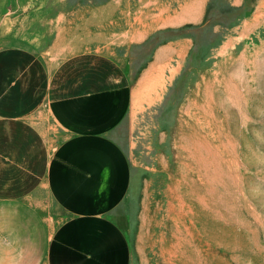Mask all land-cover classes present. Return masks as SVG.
I'll return each mask as SVG.
<instances>
[{"label":"rangeland","instance_id":"obj_1","mask_svg":"<svg viewBox=\"0 0 264 264\" xmlns=\"http://www.w3.org/2000/svg\"><path fill=\"white\" fill-rule=\"evenodd\" d=\"M14 30L53 63L98 49L126 51L133 81L144 67V104L136 94L119 138L132 166L119 208L132 264H264V0H0V38ZM37 116L40 165L64 134Z\"/></svg>","mask_w":264,"mask_h":264},{"label":"crops","instance_id":"obj_2","mask_svg":"<svg viewBox=\"0 0 264 264\" xmlns=\"http://www.w3.org/2000/svg\"><path fill=\"white\" fill-rule=\"evenodd\" d=\"M7 34L0 38V264H132L119 212L132 166L119 138L136 94L144 104V67L133 81L126 51L98 49L53 63L31 36ZM9 86L12 94L1 92ZM40 113L64 138L36 165L30 148Z\"/></svg>","mask_w":264,"mask_h":264},{"label":"bare ground","instance_id":"obj_3","mask_svg":"<svg viewBox=\"0 0 264 264\" xmlns=\"http://www.w3.org/2000/svg\"><path fill=\"white\" fill-rule=\"evenodd\" d=\"M173 48H174V47H173ZM204 82H205V81H204ZM191 112H192V111H191ZM191 121H192V120H191ZM189 125H190V124H189ZM195 126H196V124H195ZM195 128H196V127H195ZM197 129H198V128H197ZM196 131H197V130H196ZM193 133H194V132H193ZM196 133H197V132H196ZM198 134H199V133H198ZM198 134H197V135H198ZM185 136H186V135H185ZM185 136H184V137H185ZM194 136H195V135H194ZM201 136H202V135H201ZM198 137H199V136H198ZM204 137H205V136H204ZM204 137H202V138L204 139ZM200 138H201V137H200ZM200 138H199V139H200ZM188 139H189V138H188ZM192 139H193V138L191 137V141H192ZM196 139H197V138H195V140H196ZM193 140H194V139H193ZM197 140H198V139H197ZM198 141H199V140H198ZM200 141H201V139H200ZM206 141H207V140H206ZM180 143H181V142H180ZM194 143H195V142H194ZM194 143H193V144H194ZM203 143H204V142H203ZM189 144H190V143H189ZM190 145H191V144H190ZM190 145H189V146H190ZM197 145H198V144H197ZM195 146H196V145H195ZM181 148H182V147H181ZM192 148H194V146H193ZM195 148H196V147H195ZM203 148H204V146H203ZM187 149H188V148H187ZM190 149H191V148H190ZM184 150H186V149H184ZM194 152H196V151H194ZM205 152H206V151H205ZM198 153H199V152H197L196 154H198ZM206 153H207V152H206ZM194 154H195V153H193V155H194ZM200 154H201V153H200ZM188 155H190V154H188ZM191 156H192V154H191ZM199 156H200V155H198V158H199ZM201 156H202V155H201ZM201 156H200V157H201ZM204 156H205V155H204ZM199 159H200V158H199ZM201 160H202V159H200V161H201ZM203 160H204V159H203ZM195 161H196V160H195ZM197 162H198V161H197ZM186 163H187V162H186ZM183 165H185V164H183ZM187 165H188V164H187ZM194 165H195V164H194ZM205 165H206V164H204V166H205ZM185 167L187 168V166H185ZM208 167H209V166H206L205 169L208 168ZM200 168H201V167H200ZM209 168H210V167H209ZM196 169H197V168H196ZM202 169H203V168H202ZM179 170H180V169H179ZM197 170H198V169H197ZM206 170H207V169H206ZM210 170H211V169H210ZM210 170H209V171H210ZM200 171H201V170H200ZM203 171H204V169H203ZM203 171H202V172H203ZM228 171H229V170H228ZM233 171H234V170H233ZM198 173H199V172H198ZM200 173H201V172H200ZM212 173H213V171H212ZM179 174H180V173H179ZM183 174H184V173H183ZM204 174L206 175V173H204ZM233 174H234V173H233ZM233 174H231V175H233ZM208 175H209V173H208ZM227 175H228V174H227ZM197 176H198V175H197ZM202 176H203V175H202ZM233 176H234V175H233ZM180 177H181V176H180ZM195 177H196V176H195ZM199 177H200V175H199ZM208 177H209V176H208ZM210 177H211V176H210ZM213 177H214V176H213ZM231 177H232V176H231ZM231 177H230V178H231ZM232 178H233V177H232ZM239 178H240V177H239ZM246 178H247V177H246ZM181 179H182V177H181ZM191 179H192V178H191ZM194 179H195V178H194ZM194 179H193V180H194ZM197 179H198V177H197ZM204 179H205V178H204ZM210 179H211V178H210ZM212 179H213V178H212ZM214 179H215V177H214ZM227 179H228V178H227ZM240 179H242V178H240ZM193 180H192V181H193ZM202 180H203V179H202ZM206 180H207V178H206ZM216 180H217V179H216ZM233 180H234V179H233ZM227 181H229V179H228ZM236 181H238V179H237ZM236 181H234V182H236ZM204 182H205V181H204ZM211 182H213V181L210 180V183H211ZM216 182H217V181H216ZM241 182L243 183V179H242ZM202 183H203V182H202ZM202 183H201V184H202ZM207 183H208V182H207ZM213 183H214V182H213ZM213 183H212V184H213ZM218 183H219V182H218ZM223 183H224V182H223ZM229 183H230V182H229ZM242 183H241V184H242ZM185 184H186V183H185ZM198 184H199V183H198ZM215 184H216V183H215ZM236 184H237V183H236ZM246 184H247V182H246ZM206 185H207V184H205V186H206ZM231 185H233V184H231ZM243 185H244V184H243ZM176 186H177V185H176ZM191 186H193V185H191ZM208 186H209V185H208ZM217 186H218V184H217ZM217 186H215V187H217ZM235 186H236V185H235ZM202 187H204V185H203ZM243 187H244V186H243ZM175 188H176V187H175ZM195 188H196V187H195ZM212 188H213V187H212ZM223 188H224V187H223ZM236 188H237V187H236ZM241 188H242V187H241ZM176 189H177V188H176ZM179 189H180V188H179ZM192 189H193V188H192ZM203 189H204V188H203ZM225 189H226V188H225ZM227 189H228V188H227ZM227 189H226V190H227ZM239 189H240V188H238V190H239ZM243 189H244V188H243ZM206 190H207V189H206ZM209 190H211V188H210ZM216 190H217V189H216ZM228 190H229V189H228ZM228 190H227V192H229ZM231 190H232V189H231ZM238 190H237V191H238ZM174 191H175V190H174ZM192 191H193V190H192ZM196 191H197V189H196ZM213 191H214V190H213ZM219 191H220V190H219ZM219 191H218V192H219ZM233 191L235 192V190H233ZM177 192H178V191H177ZM177 192H175V193H177ZM185 192H186V191H185ZM197 192H198V191H197ZM221 192H222V191H221ZM224 192H225V191H224ZM195 193H196V192H195ZM210 193L212 194L211 191H210ZM210 193H209V194H210ZM222 193H223V192H222ZM222 193H220V194L222 195ZM209 194H208V195H209ZM213 194H214V193H213ZM213 194H212V195H213ZM215 194H216V193H215ZM230 194H232V193H230ZM241 194H242V193H241ZM196 195H197V194H196ZM224 195H225V194H224ZM239 195H240V193H239ZM180 196H181V195H180ZM197 196H198L197 198H200V197H201V194H200V197H199V194H198ZM210 196H211V195H210ZM234 196H235V195H234ZM247 196H248V195H247ZM188 197H189V196H188ZM211 197H212V196H211ZM213 197H214V196H213ZM218 197H219V195H218ZM230 197H231V195H230ZM230 197H229V198H230ZM239 197H240V196H239ZM239 197H238V198H239ZM177 198H178V196H177ZM203 198H204V197H203ZM227 198H228V196H227ZM178 199H179V198H178ZM204 199H205V198H204ZM204 199H203V200H204ZM221 199H222V198H221ZM232 199H234V198H232ZM246 199H248V198H246ZM199 200H200V199H199ZM214 200H215V199H214ZM219 200H220V199H219ZM219 200H217V201H219ZM179 201H180V199H179ZM181 201H182V200H181ZM181 201H180V202H181ZM247 201H248V200H247ZM249 201H250V200H249ZM205 202H206V201H205ZM220 202H221V201H220ZM203 203H204V202H203ZM209 203H210V201H209ZM212 203H214V202H212ZM242 203H243V202H242ZM245 203H246V202H245ZM179 204H180V203H179ZM185 204H186V203H185ZM185 204H183V205H185ZM204 204H205V203H204ZM222 204H223V203H222ZM227 204H228V203H227ZM181 205H182V204H180V206H181ZM187 205H188V204H187ZM196 205H197V204H196ZM205 205H207V204H205ZM233 206H234V205H233ZM181 207H182V206H181ZM181 207H180V208H181ZM183 207H184V206H183ZM204 207H205V206H204ZM207 207H208V205H207ZM209 207H210V206H209ZM234 207H235V206H234ZM185 208H186V207H185ZM185 208H183V209H185ZM202 208H203V207H202ZM205 208H206V207H205ZM205 208H204V209H205ZM230 208H231V207H230ZM232 208H233V207H232ZM256 208H257V207H256ZM183 209H182V210H183ZM187 209H188V208H187ZM189 209H190V204H189ZM191 209H192V208H191ZM191 209H190V210H191ZM211 209H213V207H212ZM211 209H210V210H211ZM242 209H243V207H242ZM244 209H245V208H244ZM185 210H186V209H185ZM190 210H189V211H190ZM197 210H198V209H197ZM201 210H202V209H201ZM210 210H209V211H210ZM226 210H228V209H226ZM189 211H188V212H189ZM192 211H193V210H192ZM192 211H191V213H192ZM181 212H182V211H181ZM214 212H215V211H214ZM217 212H219V211L217 210ZM217 212H216V213H217ZM223 212H224V211H223ZM225 212H226V211H225ZM228 212H229V211H228ZM193 213H194V212H193ZM230 213H232V212H230ZM233 213H234V212H233ZM233 213H232V214H233ZM175 214H176V213H175ZM220 214H221V211H220ZM195 215H196V214H195ZM222 215H223V213H222ZM234 215H235V214H234ZM252 215H253V214H252ZM172 216H173V215H172ZM186 216H188L187 213H186ZM196 216H197V215H196ZM225 216H226V215H225ZM188 217H189V216H188ZM221 217H222V216H221ZM223 217H224V216H223ZM254 217H255V216H254ZM173 218H174V217H173ZM178 218H179V217H178ZM195 218H196V217H195ZM255 218H256V217H255ZM174 219H175V218H174ZM182 219H183V218H182ZM207 219H208V218H207ZM224 219H225V217H224ZM229 219H230V218H229ZM176 220H177V219H176ZM178 220H179V219H178ZM180 220H181V219H180ZM198 220H199V219H197V221H198ZM202 220H203V219H202ZM221 220H222V219H221ZM225 220H226V219H225ZM231 220H232V219H231ZM209 221H210V220H209ZM227 221H228V218H227ZM259 221H260V219H259ZM174 222H175V221H174ZM228 222H230V221H228ZM228 222H227V223H228ZM231 222H232V221H231ZM250 222H251V221H250ZM254 222H255V221H254ZM257 222H258V221H257ZM172 223H173V222H172ZM185 223H186V222H185ZM196 223H197V222H196ZM204 223H205V221H204ZM214 223H215V221H214ZM243 223H244V222H243ZM261 223H262V222H261ZM174 224H175V223H174ZM176 224H177V223H176ZM217 224H218V223H217ZM235 224H237V223H235ZM177 226H178V225H177ZM184 226H185V225H184ZM187 226H188V225H187ZM187 226H186V227H187ZM204 226H205V225H204ZM204 226H203V227H204ZM209 226H210V225H209ZM242 227H243V225H242ZM222 228H223V227H222ZM182 229H183V228H182ZM188 229H189V228H188ZM186 230H187V229H186ZM189 230H190V229H189ZM201 230H203V229H201ZM215 231H216V230H215ZM226 231H227V230H226ZM178 232H179V231H178ZM181 232H182V231H181ZM188 232H189V231H188ZM173 233H174V231H173ZM201 233H202V231H201ZM228 233H229V232H228ZM253 233H254V232H253ZM203 234H204V233H203ZM240 234H241V233H240ZM175 235H176V234H175ZM175 235H174V236H175ZM222 235H223V234H222ZM176 236H177V235H176ZM184 236H185V235H184ZM213 236H214V235H213ZM190 237H191V236H190ZM254 237H255V236H254ZM177 238H178V236H177ZM182 238H184V237H182ZM191 238H192V237H191ZM207 238H208V236H207ZM210 238H211V237H210ZM219 238H220V237H219ZM239 239H240V238H239ZM239 239H238V240H239ZM256 239H257V238H256ZM177 240H178V239H177ZM223 240H225V238H224ZM208 241H209V240H208ZM257 241H258V239H257ZM217 242H218V240H217ZM220 242H221V241H220ZM224 242H225V241H224ZM187 243H189V242L187 241ZM192 243H194V242H192ZM195 243H196V242H195ZM214 243H215V242H214ZM227 243H228V241H227ZM172 244H173V242H172ZM179 245H180V244H179ZM191 245H192V244H191ZM255 245H256V244H255ZM174 248H176V247H174ZM180 248H181V245H180ZM183 249H184V248H183ZM196 250H197V249H196ZM200 250H201V249H200ZM207 250H208V249H207ZM178 251H179V250H178ZM182 251H184V250H182ZM260 251H261V250H260ZM170 252H171V251H170ZM180 252H181V251H180ZM173 253H174V252H173ZM184 253H185V252H184ZM188 254H189V253H188ZM177 255H178V254H177ZM177 255H176V256H177ZM180 255H181V254H180ZM212 255H213V254H212ZM218 255H219V254H218ZM199 256H200V255H199ZM211 257H212V256H211ZM211 257H210V258H211ZM252 257H253V256H252ZM171 258H172V256H171ZM187 258H188V257H187ZM208 258H209V257H208ZM213 258H214V256H213ZM217 259H218V258H217ZM209 260H210V259H209ZM182 261H183V260H182ZM171 262H172V260H171ZM191 262H192V261H191ZM193 262H194V261H193ZM193 262H192V263H193ZM176 263H177V262H176ZM189 263H190V262H189ZM209 263H210V261H209ZM217 263H218V262H217ZM181 264H182V263H181ZM185 264H186V263H185ZM193 264H194V263H193ZM223 264H224V263H223Z\"/></svg>","mask_w":264,"mask_h":264}]
</instances>
